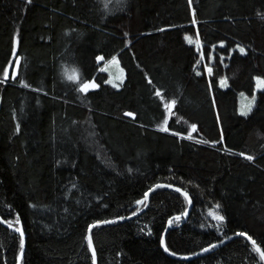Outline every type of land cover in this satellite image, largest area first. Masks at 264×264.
<instances>
[{
	"label": "trees",
	"instance_id": "obj_1",
	"mask_svg": "<svg viewBox=\"0 0 264 264\" xmlns=\"http://www.w3.org/2000/svg\"><path fill=\"white\" fill-rule=\"evenodd\" d=\"M257 79L264 0H0V218L21 264H94L91 227L97 264H264L237 237L264 254V89L239 112Z\"/></svg>",
	"mask_w": 264,
	"mask_h": 264
},
{
	"label": "rangeland",
	"instance_id": "obj_2",
	"mask_svg": "<svg viewBox=\"0 0 264 264\" xmlns=\"http://www.w3.org/2000/svg\"><path fill=\"white\" fill-rule=\"evenodd\" d=\"M102 61H103L102 59L99 60V62H102ZM101 71L106 72L108 74L109 84H111L112 86H114L116 88H120L125 81V73H124V70L122 69V67L120 65L118 57H114L110 61L104 62L103 66L101 67ZM75 78L72 77L73 80ZM226 81L227 80L225 78H223L220 81V85L223 88H227V82ZM83 88L86 91L96 90L98 88V84L96 81H93L91 83L84 85ZM263 89H264V82L261 79H257L255 92H254L255 95L253 97H250V96L240 97V99H239V102H240L239 112L241 114H247L252 110V108L255 105L254 97L256 99V94ZM244 97H247V98H244ZM171 117H172V105H169V106H167L166 118H167V120H169ZM166 124L167 123H164L163 125H161L162 130H166Z\"/></svg>",
	"mask_w": 264,
	"mask_h": 264
},
{
	"label": "water",
	"instance_id": "obj_3",
	"mask_svg": "<svg viewBox=\"0 0 264 264\" xmlns=\"http://www.w3.org/2000/svg\"><path fill=\"white\" fill-rule=\"evenodd\" d=\"M20 62H21L20 58H17L16 61H15V64H14V68H13V78H16V76H17V74H18L19 66H20ZM125 116H126V117H129V118H132V119L134 118L133 115H130V114H125ZM159 187H160V186L155 187V188L152 189V191L148 194L147 206L149 205V199H150V195H151V193H152L155 189H157V188H159ZM161 187H163V186H161ZM179 192H181V191H179ZM181 193H182V194L188 199V202H189V210H188V212L182 217V218L185 219V218L188 217V214H189V212H190V210H191L192 202H191L190 197H189L186 193H183V192H181ZM147 206H146V209H147ZM146 209H145V210H146ZM142 212H144V211H142ZM142 212H140L138 215L142 214ZM131 218H134V217H131ZM120 220H121V219H120ZM0 222H2L5 226H7V225L3 222V220H2L1 218H0ZM115 222H118V220H117V221H113V222H107V223H97V224L95 225V227L102 226V225H109V224H113V223H115ZM7 227L10 228V229H12V228L9 227V226H7ZM12 230H13V229H12ZM91 230H92V227H91L90 230H89V235H88L87 241H88V244H89V249H90V252H91V256H92V258H93V263H94V264H97V254H96V251H95V248H94V245H93L92 239H91V237H90V231H91ZM13 231H15V232L21 237V239H22V243H23L22 254H21V256H20V258H19V260H18V264H20V263H21V260H22V255H23V253H24V251H25V234H24V231H23L22 228L19 229V230H13ZM237 237L244 238V239L247 240L249 243H251V244L254 246V248H255V250L257 251V253L260 255V257H261V259H262V261H263V263H264V254H263V252L261 251V249L259 248V246L256 245L255 242H254L251 238H249L247 235H244V234L238 235ZM161 245H162L163 250H164L165 252H167L166 247H165V235L163 236V239H162ZM219 246H220V245H218V247H219ZM207 252H208V249L205 250V251H203V252H201V253H199V254H196L195 256H192V257H190V258H187V259L189 260V259H194V258L202 257L203 255L207 254ZM174 258L182 259V258H180V257H175V256H174Z\"/></svg>",
	"mask_w": 264,
	"mask_h": 264
},
{
	"label": "bare ground",
	"instance_id": "obj_4",
	"mask_svg": "<svg viewBox=\"0 0 264 264\" xmlns=\"http://www.w3.org/2000/svg\"><path fill=\"white\" fill-rule=\"evenodd\" d=\"M238 236V235H237ZM251 244V243H250ZM21 254H22V252H21ZM17 264H18V262H17ZM21 264V263H20Z\"/></svg>",
	"mask_w": 264,
	"mask_h": 264
}]
</instances>
